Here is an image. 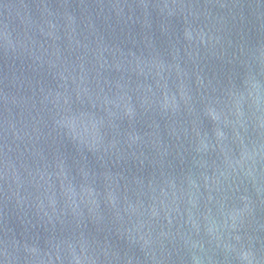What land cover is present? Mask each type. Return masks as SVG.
Returning <instances> with one entry per match:
<instances>
[{
    "label": "water",
    "instance_id": "95a60500",
    "mask_svg": "<svg viewBox=\"0 0 264 264\" xmlns=\"http://www.w3.org/2000/svg\"><path fill=\"white\" fill-rule=\"evenodd\" d=\"M0 264H264V0H0Z\"/></svg>",
    "mask_w": 264,
    "mask_h": 264
}]
</instances>
